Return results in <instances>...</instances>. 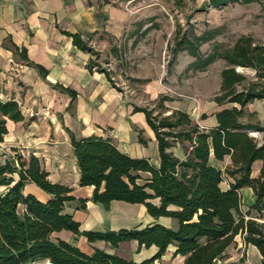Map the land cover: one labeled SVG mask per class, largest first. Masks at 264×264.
<instances>
[{"label":"trees","instance_id":"trees-1","mask_svg":"<svg viewBox=\"0 0 264 264\" xmlns=\"http://www.w3.org/2000/svg\"><path fill=\"white\" fill-rule=\"evenodd\" d=\"M230 3L263 6L260 0H208V6L213 8ZM213 36L210 31L199 36L183 33L176 40L173 53L187 52L195 58L189 68L197 71H204L216 60L224 61L219 93L213 98L223 107L215 114V127L200 129L186 112L178 110L165 115L168 110L164 102L170 100L166 96L159 97L153 108L133 109L145 115L154 132L159 155L157 168L146 159L131 158L119 151L110 137H70L79 169L78 186L93 188L92 203L105 208L112 201L141 204L153 219L174 220L175 228L154 223L118 231H80L79 224L64 212L65 203L74 200L71 189L52 183L38 158L31 156L23 160L15 154L12 160L0 164V264L41 261L50 264H154L171 245L175 247L173 257H183V264H215L238 234L243 236L245 244L258 250L261 264H264V222L256 220L262 219L264 214V125L241 121L247 105L264 100V42L241 35L231 47L215 44L211 52L202 57L200 45L211 41ZM71 38L77 49L95 58L98 56L80 35L74 34ZM20 56L41 76L46 75L42 67L27 60L24 49ZM237 68L253 70L254 79L237 72ZM60 89L69 94L71 100L74 98L73 91ZM7 120H23L14 100L0 101V144L7 134ZM251 131L261 133L260 139L252 136ZM176 143L182 145L184 160L169 152ZM211 155L217 162L229 158V166L222 171L210 165ZM256 161L261 162V168L254 178L252 165ZM140 173L149 174L142 184L138 182ZM227 178L231 181L228 188L223 189L221 184ZM27 183L49 195V200L43 203L25 193ZM242 188H251L254 195L253 204L245 215L240 208ZM79 203L84 208L86 201ZM250 212L258 217L246 219ZM63 231L82 236L88 242L104 241L113 249L123 242L135 241L139 248L154 246L157 251L139 263L101 250L87 255L57 236Z\"/></svg>","mask_w":264,"mask_h":264},{"label":"crops","instance_id":"crops-1","mask_svg":"<svg viewBox=\"0 0 264 264\" xmlns=\"http://www.w3.org/2000/svg\"><path fill=\"white\" fill-rule=\"evenodd\" d=\"M122 1L0 0V101H16L23 116L20 122H6L7 134L0 144V164L12 160L15 154L23 160L31 156L38 158L52 183L71 189L70 195L74 200L65 203L64 212L79 224L80 231H118L154 223L175 228L174 220L164 217L153 219L141 204L112 201L106 208L94 204L90 201L93 188L78 186L79 169L70 143L71 136L75 139L110 137L119 151L131 158L146 159L153 167L159 166L154 132L145 115L133 111L134 107L145 106L131 101L126 92L114 87L109 74L100 67V61L72 43L71 35L78 34L87 44L97 45L99 53H103L107 44L103 40L106 34L112 38H118L120 34V26L112 21L123 15L120 9ZM113 46L118 48V42L114 41ZM23 49L30 63L46 71L45 76L21 58ZM60 88L73 91L74 98L71 100L69 94ZM165 90L157 78L148 80L142 92L152 101ZM164 106L168 110L167 115L173 110L186 112L200 129L205 130L216 126L215 114L223 108L213 100L208 106L195 103L188 107ZM169 152L179 160L185 159L179 143ZM209 162L222 171L230 164L229 158L217 162L212 155ZM260 168L261 162L253 163L252 177L258 176ZM140 176V184L149 178L147 173H140ZM229 181L230 178L225 179L221 187L227 189ZM24 192L43 203L50 198L31 183L25 185ZM239 194L240 197L249 196L247 205L250 208L254 201L252 189L242 188ZM80 200L86 201L84 208ZM251 216L258 217L251 214L245 218ZM256 220L264 222V214L262 219ZM57 236L87 255L101 250L135 263L149 259L157 251L154 246L139 248L135 241L123 242L113 249L104 241L88 242L82 236L65 231ZM174 251L175 247L169 246L154 264H183V257H173ZM215 264H261V256L238 234L223 258Z\"/></svg>","mask_w":264,"mask_h":264},{"label":"rangeland","instance_id":"rangeland-1","mask_svg":"<svg viewBox=\"0 0 264 264\" xmlns=\"http://www.w3.org/2000/svg\"><path fill=\"white\" fill-rule=\"evenodd\" d=\"M260 2L263 6L230 3L213 8L208 6V0H123L120 7L123 15L112 21L120 26L118 38L106 34L103 53H99L97 45H87L98 54L100 67L109 74L114 87L126 92L131 101L153 108L159 97L166 96L170 100L164 105L170 108L188 107L192 103L208 106L219 93L224 61L219 59L204 71H193L189 65L195 58L187 52L174 55L175 42L183 33L199 36L213 32V39L199 47L202 57L210 53L215 44L231 47L241 35L264 42V0ZM114 41L118 42V48L113 46ZM237 70L248 79H254L253 70ZM157 78L166 90L151 101L142 92L143 85ZM241 121L264 125V101L247 105ZM251 132L260 139L257 131ZM241 197V210L245 215L249 210V196Z\"/></svg>","mask_w":264,"mask_h":264},{"label":"built area","instance_id":"built-area-1","mask_svg":"<svg viewBox=\"0 0 264 264\" xmlns=\"http://www.w3.org/2000/svg\"><path fill=\"white\" fill-rule=\"evenodd\" d=\"M254 134V133H253ZM255 135V134H254ZM254 137H256V135L254 136ZM31 264H39L38 262H35V263H31ZM43 264H50L48 261H44V263Z\"/></svg>","mask_w":264,"mask_h":264},{"label":"water","instance_id":"water-1","mask_svg":"<svg viewBox=\"0 0 264 264\" xmlns=\"http://www.w3.org/2000/svg\"><path fill=\"white\" fill-rule=\"evenodd\" d=\"M242 70H244V68H242ZM248 71H249V70H248ZM237 72H239V71L237 70ZM251 135H252V136H255V135L253 134V132H251Z\"/></svg>","mask_w":264,"mask_h":264}]
</instances>
